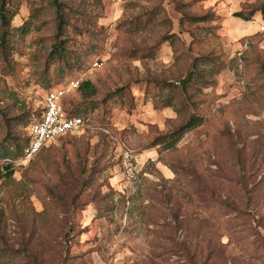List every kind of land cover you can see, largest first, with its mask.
<instances>
[{
	"label": "rangeland",
	"instance_id": "374dc122",
	"mask_svg": "<svg viewBox=\"0 0 264 264\" xmlns=\"http://www.w3.org/2000/svg\"><path fill=\"white\" fill-rule=\"evenodd\" d=\"M261 2H200L220 17L212 44L223 50L225 68L191 109L203 122L174 146L154 139L184 118L174 107H157L165 90L158 87L157 95L146 84L149 70L157 75L174 64L176 50L185 70L197 55L172 0H161L167 23L151 22L138 34L117 25L151 4L102 0L92 24L105 33L102 47L63 77L57 64L44 71L50 28L30 32L11 66L0 57V89L14 97V105L0 100V108L16 122H2L0 141L8 130L24 140L48 89L72 80L99 89L90 100L76 93L66 104L93 106L84 114L91 128L58 138L28 162L13 160V175L0 180V264H264V17L234 16ZM28 15L24 3L13 25ZM137 44L155 45L154 56L126 57ZM125 84L123 104L105 100ZM112 198L110 220L103 213Z\"/></svg>",
	"mask_w": 264,
	"mask_h": 264
},
{
	"label": "trees",
	"instance_id": "16d2710c",
	"mask_svg": "<svg viewBox=\"0 0 264 264\" xmlns=\"http://www.w3.org/2000/svg\"><path fill=\"white\" fill-rule=\"evenodd\" d=\"M125 1L127 4L132 5H141L146 2L151 6L141 14L134 15L131 18H122L117 25L122 33L138 34L146 29L151 22L167 23L168 18L164 16L165 10L161 5V0ZM172 1L181 13V22L188 26L193 35L190 48L197 55L193 58L191 69L185 70L180 65L182 64L181 55L176 53L177 50L175 49V62L171 67L157 75L150 74L149 70L146 75L148 92L157 93L159 88L165 90L164 97L158 101L157 107H174L177 115L184 118L176 129L154 139L155 144L166 143L169 146L176 145L187 130L199 126L203 122V117L195 112L191 113V109L193 107L197 108L202 103L200 96L204 88L214 85L216 76L225 68L223 50L214 43L218 39L217 26L214 23L220 18L216 11L200 5L203 0ZM24 3L29 9L28 18L21 25L14 26L13 21L20 13ZM101 6L102 0H0V57H3L11 66L14 53L21 50V42L25 40L30 32L35 30L38 33L50 28L52 42L48 57L44 61L45 73L50 70L53 64L59 65L61 69L59 74L62 77L67 73L83 69L90 57L95 54L97 48L102 47L105 39V33L94 30L92 25L94 24V17L97 16L96 10ZM257 12H260L264 17V0L249 11L235 12L234 16L250 21ZM201 30H205L204 35L201 34L203 33ZM78 37H86V40L83 43ZM173 37L175 35H163L161 39L168 41L174 39ZM38 42H43V39H39ZM155 47V45L137 44L132 49L125 51L124 55L128 58L145 60L154 56ZM126 82L130 83L129 80ZM48 84L46 86H49ZM127 89V84H125L107 95L105 100L119 97L121 104H123V97ZM98 92V86L94 82L84 80L71 95L78 93L82 99L90 100ZM71 95L64 100L65 108L70 115H84L90 110V107L93 108V106L83 107L85 105L82 103H76L68 109L66 104ZM10 98L12 101H8L7 107L14 105V97L11 92L7 93V88L0 89V100ZM10 112V109L5 112V109L0 108V128L2 122H8L10 127L16 126V122L10 123L14 119V117H11ZM24 117L25 115L20 118L17 117L19 120H16L17 124L23 122ZM28 140L27 134L24 140H21V137L8 130L2 141H0V180L13 175V160L24 155ZM52 143H49L43 149ZM172 168L178 173L174 166ZM107 200L105 210L108 213H103V217L110 219L109 213L116 209L117 203L114 198ZM186 251L193 260L194 252H191L189 247L186 248ZM195 253H197L196 249Z\"/></svg>",
	"mask_w": 264,
	"mask_h": 264
},
{
	"label": "built area",
	"instance_id": "2783aa9c",
	"mask_svg": "<svg viewBox=\"0 0 264 264\" xmlns=\"http://www.w3.org/2000/svg\"><path fill=\"white\" fill-rule=\"evenodd\" d=\"M79 85V81L72 80L45 92L39 112L26 128L29 140L25 153L16 162H28L58 138L92 127L89 118L70 115L65 108V98L73 94Z\"/></svg>",
	"mask_w": 264,
	"mask_h": 264
}]
</instances>
